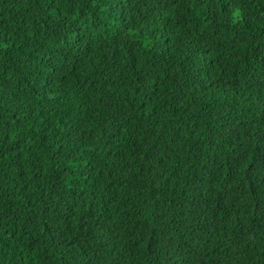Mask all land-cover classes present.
I'll return each mask as SVG.
<instances>
[{"label":"trees","instance_id":"1","mask_svg":"<svg viewBox=\"0 0 264 264\" xmlns=\"http://www.w3.org/2000/svg\"><path fill=\"white\" fill-rule=\"evenodd\" d=\"M0 264H264V0H0Z\"/></svg>","mask_w":264,"mask_h":264}]
</instances>
